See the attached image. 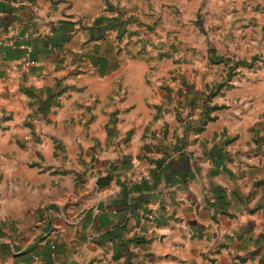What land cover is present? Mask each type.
I'll return each mask as SVG.
<instances>
[{
	"label": "crops",
	"instance_id": "1",
	"mask_svg": "<svg viewBox=\"0 0 264 264\" xmlns=\"http://www.w3.org/2000/svg\"><path fill=\"white\" fill-rule=\"evenodd\" d=\"M55 1L0 0V264H264V65L226 119L164 157L106 151L78 188L73 148L91 144L52 105L70 51L53 42ZM240 3L259 19L250 41L264 0ZM245 47L264 53V40Z\"/></svg>",
	"mask_w": 264,
	"mask_h": 264
},
{
	"label": "rangeland",
	"instance_id": "2",
	"mask_svg": "<svg viewBox=\"0 0 264 264\" xmlns=\"http://www.w3.org/2000/svg\"><path fill=\"white\" fill-rule=\"evenodd\" d=\"M241 1L54 2L53 42L70 51L58 53L63 69L54 92L60 97L52 105L70 108V121L77 117L85 125L68 133H82L91 144L73 148L78 188L86 183L83 172L97 174L95 160L104 152L147 160L167 156L242 104L246 76L264 65V53L245 46L264 40V30L249 41L259 19L246 17ZM32 99L39 108L41 102ZM5 117L0 115V137ZM1 161L0 155V192L8 179Z\"/></svg>",
	"mask_w": 264,
	"mask_h": 264
},
{
	"label": "built area",
	"instance_id": "3",
	"mask_svg": "<svg viewBox=\"0 0 264 264\" xmlns=\"http://www.w3.org/2000/svg\"><path fill=\"white\" fill-rule=\"evenodd\" d=\"M24 66H25L26 68H30V67H31V61H30V60H26V61L24 62Z\"/></svg>",
	"mask_w": 264,
	"mask_h": 264
}]
</instances>
